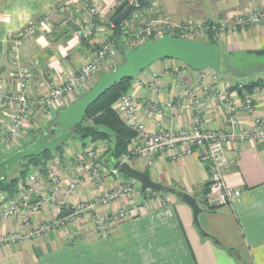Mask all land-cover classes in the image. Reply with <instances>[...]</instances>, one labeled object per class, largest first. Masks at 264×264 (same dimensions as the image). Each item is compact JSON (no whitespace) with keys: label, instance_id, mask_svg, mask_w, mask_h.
Here are the masks:
<instances>
[{"label":"crops","instance_id":"crops-1","mask_svg":"<svg viewBox=\"0 0 264 264\" xmlns=\"http://www.w3.org/2000/svg\"><path fill=\"white\" fill-rule=\"evenodd\" d=\"M82 1L0 0V83L6 91L15 90L14 74L21 68L29 74L30 95H44L52 84H62L69 73L90 60L98 43L109 40L112 30L108 22L122 0H89L98 7L97 14L87 16L98 27L90 39L75 34L74 7ZM157 3L172 20L187 18L206 22L236 17L252 7H264V0H157ZM48 12L53 14L51 25L38 28L41 18ZM30 25L36 26L32 34L17 36ZM218 44L229 62L226 69L221 68L223 72L218 73V77L231 85V93L238 95L240 101L244 92L238 93L232 87L259 78L264 82V65H252L244 70V65L235 62L233 57L264 56V53L248 52L264 50V22L222 36ZM235 66L243 70H237ZM154 71L158 73L156 90L148 84ZM195 71L181 61L164 59L133 77L126 92L136 101L138 117L147 128L154 129L162 124L177 130L191 124L190 101L184 89L194 85ZM250 93L254 114H236L242 127H250L254 115L264 116V84ZM72 101V97L65 96L53 112L67 107ZM166 102L171 106L166 107L163 114L148 107V104L164 106ZM200 102L205 126L223 128L227 115L219 101L208 94L203 95ZM13 107L12 104L1 106L0 116L8 115ZM36 121L39 118H28L24 135L33 130ZM134 141L142 143V138ZM89 146L95 147L107 159V170L114 167L104 142L91 143L89 139L74 138L71 143L67 142L64 156L57 162L54 172L65 180L80 173L76 157ZM10 150L0 148V159ZM200 154L197 148L187 155H180L177 150L165 151L155 156L150 164L142 158L130 157L127 163L132 168L147 173L153 181L174 190L176 195L162 189L146 200L142 193L147 189L141 192L140 184L130 181L134 187L132 194L100 208L107 212L124 206L127 211V216L113 224L106 237L96 235L92 225L85 221L86 217L80 216L40 238L0 246V264H264V144L246 141L230 142L225 146V182L239 189L240 195L229 205L215 209L207 208L204 203L209 165ZM47 177H42L46 193L50 186ZM114 183V177L108 173H105L104 183L97 186L82 176L81 184L68 202L73 205L89 199ZM178 193H187L196 200L201 209L198 225L193 221L191 208L181 201ZM57 213L55 206L42 209L32 216L31 224L38 225ZM17 227L18 221L14 218L0 219V234Z\"/></svg>","mask_w":264,"mask_h":264},{"label":"built area","instance_id":"built-area-1","mask_svg":"<svg viewBox=\"0 0 264 264\" xmlns=\"http://www.w3.org/2000/svg\"><path fill=\"white\" fill-rule=\"evenodd\" d=\"M123 1L131 5V11L133 10L128 23L124 21L120 23L118 37L125 49H134L148 39H157L164 35L191 39V35L195 33L223 34L239 28L258 26L264 22V7L255 8L225 21L185 22L172 20L153 3L141 7L137 4V0ZM74 12L77 24L76 36L90 39L97 32L98 27L87 16L98 13L97 4L84 0L75 5ZM52 16L50 12L45 13L38 28L44 29L50 26ZM114 25L113 21L108 22L111 30ZM35 28V25H30L27 31H19L17 36L32 34ZM117 56L113 40L102 41L94 48L91 59L81 65L78 70L69 73L62 84H52L46 94L35 97L29 93L28 72L18 68L14 74L16 78L14 91H6L0 83V107L14 105L8 115L0 116V148L4 150L17 144L20 137L24 135L29 117L51 118L55 107L65 96L72 97L73 101L80 97L96 82L98 76L112 65V60ZM195 73L194 85L189 89H184L185 95L189 98L191 110V124L186 128L172 130L162 124L154 129L147 128L138 117L136 101L127 92L121 94L112 106L122 123L136 132L135 140L142 138V143L133 141L130 144L131 157L142 158L150 164L155 156L165 151L177 150L180 155H187L193 148L199 149L201 159L209 165L204 203L207 208L215 209L229 205L240 195L239 189L225 182L224 172L227 167L225 146L230 142L244 143L246 141L264 144V116L254 115L250 127L239 126L236 119L238 112L246 115L254 114L251 93L244 92L243 84L237 83L235 86L245 94L239 101L238 95L231 93V85L220 80L218 73L213 69L205 68L196 70ZM157 78L156 71L151 73L148 84L152 90H156ZM208 94L219 101V106L227 115L223 128L209 129L205 126L200 98ZM170 106V102H166L164 106L148 104V107L157 114H163V110ZM130 156L126 155L121 162H125ZM76 158L80 165V173L73 174L67 180L59 177L54 171L48 173L47 179L50 186L47 193L43 191L42 185L37 182L34 175L28 176L27 187L19 185L13 195L6 196L3 193V197L0 193V219L14 218L18 221L17 228L0 234V246L40 238L47 232L76 221L80 216H85L91 222L96 235L106 237L113 224L122 221L127 216L124 206L107 212L100 210L111 203L123 200L134 191L130 180L123 178L118 172V166L107 170V159L93 146L81 150ZM105 173L114 177L115 183L112 187L89 199L78 201L73 205L69 204L68 198L81 184L82 176H85L92 185L97 186L104 183ZM155 194L156 191L152 189L144 192L146 200L154 197ZM161 203L164 204L162 199ZM51 206L57 207V215L33 226L32 216ZM62 207L68 211V214L59 217Z\"/></svg>","mask_w":264,"mask_h":264},{"label":"water","instance_id":"water-1","mask_svg":"<svg viewBox=\"0 0 264 264\" xmlns=\"http://www.w3.org/2000/svg\"><path fill=\"white\" fill-rule=\"evenodd\" d=\"M145 3L146 0H137L139 6ZM131 9V5L126 6L113 18V23L120 24L128 16ZM122 55L124 58L122 64L112 70L101 73L95 84L86 93L57 112L55 122L49 129V133L56 132L52 138H48L46 131L33 134L34 139L31 143L0 159V180L22 158L45 153L65 141L70 129L80 123L87 109L103 93L117 82L139 75L148 66L159 60L181 61L193 70L211 68L216 73L223 72L221 69L220 47L200 40L164 35L157 39H148L134 49H125ZM101 128L105 130V128ZM118 172L137 181L140 184L141 192L148 188L157 191L163 189V186L153 181L147 173L132 168L127 162H121L118 165ZM180 199L191 208L193 221L198 225V214L201 209L196 200L187 193H182Z\"/></svg>","mask_w":264,"mask_h":264},{"label":"trees","instance_id":"trees-1","mask_svg":"<svg viewBox=\"0 0 264 264\" xmlns=\"http://www.w3.org/2000/svg\"><path fill=\"white\" fill-rule=\"evenodd\" d=\"M148 3L149 0H146V3L141 7L146 6ZM126 6H128V4L122 0L118 8L114 11V14L112 15L110 21L112 22L113 18L119 12H121ZM132 11H130L128 16L124 19V21L130 17ZM119 32H120V24H115L112 33L110 35V39L113 40L114 46L117 49V54L119 57V62L116 66L124 62V58L122 54L125 48L119 42V37H118ZM203 42L219 45L216 40H213L211 38L210 34L208 35L207 40H204ZM248 52L258 54V53H264V50L248 51ZM228 63L229 62L228 59H226V55L224 53H221V68L224 69L226 66H228ZM132 79L133 78L123 79L117 82L113 87L108 89L105 93H103L87 109L80 123L76 124L73 128L70 129L69 135L65 141L61 142L59 145H57L56 147L45 153L22 158L19 161V163L13 167V168L20 167L17 176L8 177L7 175L3 179H1L0 190L3 193L7 194L8 196H11L16 191L17 180L22 177L24 178L25 175L30 170L39 169L40 172L46 174L47 162L53 157L62 159L65 152V146L68 140L69 139L73 140L74 138H79L81 140L89 139L91 143L104 142L107 145L106 154H108L109 159L114 160V166L117 167L120 164L123 155L130 156L129 147L136 137V132L129 129L122 123L119 116L113 111L112 104L115 102V100L119 98L121 94L125 93L128 90ZM263 84H264L263 79L259 78L254 81L244 83L242 89L244 90V92L250 93L253 88L257 86H262ZM236 88L237 86L232 87V89H236ZM237 91L238 93H241L242 90L237 88ZM56 114L54 119H52L50 123L51 127L55 122ZM101 127L105 128V130H103ZM49 129L46 132H49ZM44 131L45 130L34 132L33 134L41 133ZM82 145L84 146L85 142H83ZM123 177L127 178V176L125 175H123ZM163 190L164 192H169L176 195V192L172 189L163 187ZM178 197L180 198L181 194L178 193ZM67 214L68 211L62 207L59 211L58 216L64 217Z\"/></svg>","mask_w":264,"mask_h":264},{"label":"rangeland","instance_id":"rangeland-1","mask_svg":"<svg viewBox=\"0 0 264 264\" xmlns=\"http://www.w3.org/2000/svg\"><path fill=\"white\" fill-rule=\"evenodd\" d=\"M149 3H153V4H155V6H157V7H159L158 6V3H157V0H149ZM255 9V8H254ZM253 9V7L252 8H250L249 10H247V11H252V10H254ZM247 11H245V12H247ZM231 18H233V17H231ZM231 18H229V19H231ZM182 21H185V22H188V21H193V22H197V20H195V19H187V18H184V19H181ZM225 20H228V19H224V21ZM124 21V20H123ZM122 21V22H123ZM175 21H180V20H175ZM215 21H223V19L221 20H214V22ZM121 22V23H122ZM125 22H127L126 20L124 21V23ZM199 22H206V21H199ZM128 23V22H127ZM248 27H254V26H248ZM244 28H246V27H244ZM244 28H239V29H244ZM238 29V30H239ZM238 30H236V31H238ZM236 31H227V32H224L223 34H219V33H217V32H215V33H210V36H211V38L213 39V40H216L217 42H219L221 39H222V36H226V35H228V34H230V33H234V32H236ZM225 34V35H224ZM208 33L206 34V33H202V34H200V33H195V34H193V35H191V39H194V40H200V41H204V40H207V38H208ZM110 39V38H109ZM111 40V39H110ZM117 50V49H116ZM226 59H227V56H226ZM233 60L235 61V62H238V63H242L244 66V70H247L246 68L247 67H249L250 68V66H252V65H264V56H256V55H240V56H235V57H233ZM113 62H112V65L111 66H109V67H107V69L106 70H104V71H109V70H112V69H114L115 68V66L118 64V62H119V57L117 56V57H115V59L114 60H112ZM115 65V66H114ZM236 67V66H235ZM227 68V66L225 67V69ZM236 69L237 70H243V69H241L240 67H236ZM258 69V68H257ZM260 71V70H259ZM240 72H243V71H240ZM242 78H244L243 76H241ZM95 83H93L92 85H91V87L94 85ZM90 87V88H91ZM89 88V89H90ZM88 89V90H89ZM87 90V91H88ZM86 91V92H87ZM85 92V93H86ZM84 94V93H83ZM82 94V95H83ZM79 98V97H78ZM72 103V102H71ZM70 105V104H69ZM112 109H113V111L117 114V112L115 111V109H114V107L112 106ZM60 110V109H59ZM58 110V111H59ZM58 111H56V112H52V114H51V116H52V118L51 119H54V117H55V114L58 112ZM118 115V114H117ZM41 117H39V121H36L35 122V124H33V125H35V126H33L34 128H33V130H31L30 132H28V134H25V135H23L22 137H20V139L18 140V142H17V144H15V145H11L10 147H8L7 149L8 150H10L11 148H13L12 150H10L11 152L10 153H6L5 155H3V156H1L2 158L3 157H5V156H7V155H9V154H11L12 152H14V151H16L17 149H19V148H23V147H25V145H27V144H29V143H31L32 142V139H33V136H32V134L34 133V132H38V131H43V130H45V131H47L50 127H51V125H50V123H51V121L52 120H50V118H46V119H40ZM41 120V121H40ZM48 121V122H46V123H44V121ZM40 122V123H39ZM42 122V123H41ZM39 123V124H38ZM71 140L72 139H69L68 141L71 143ZM124 157H126V155L124 156L123 155V157H122V159L124 158ZM130 158V157H129ZM128 158V159H129ZM128 159L125 161V162H127L128 161ZM60 160L57 158V157H53L52 159H50L48 162H47V164H46V174L45 173H42V172H40V170L39 169H33V170H30L26 175H25V177L23 178H19L18 180H17V182H16V189L18 188V186L19 185H21V186H28V181H27V179H28V176L29 175H34L35 177H36V180H37V182H39L41 185H46V183L42 180V177L43 176H46V175H48V173H51V172H53V171H55L56 170V166H58V163L57 162H59ZM19 170H20V167H15V168H13L11 171H9V174H7L8 175V177H12V176H17V174H18V172H19ZM6 175V176H7ZM5 176V177H6ZM121 176L123 177V175L121 174ZM126 179H128V180H130V181H132L133 183H136V181L135 180H133V179H130L129 177H127ZM48 185H49V181H48ZM0 193L3 195V197H4V194H3V192L0 190ZM6 195V194H5ZM3 203V202H2ZM85 221H87V224H91V222L88 220V219H86ZM92 225V224H91Z\"/></svg>","mask_w":264,"mask_h":264},{"label":"flooded vegetation","instance_id":"flooded-vegetation-1","mask_svg":"<svg viewBox=\"0 0 264 264\" xmlns=\"http://www.w3.org/2000/svg\"><path fill=\"white\" fill-rule=\"evenodd\" d=\"M47 133H48L47 136H48V138L50 139V138H52V137L55 135L56 132H54V133H49V132H47Z\"/></svg>","mask_w":264,"mask_h":264}]
</instances>
